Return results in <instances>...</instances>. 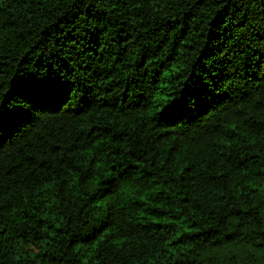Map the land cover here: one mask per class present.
<instances>
[{"label": "trees", "instance_id": "1", "mask_svg": "<svg viewBox=\"0 0 264 264\" xmlns=\"http://www.w3.org/2000/svg\"><path fill=\"white\" fill-rule=\"evenodd\" d=\"M0 264H264V0H0Z\"/></svg>", "mask_w": 264, "mask_h": 264}, {"label": "clouds", "instance_id": "2", "mask_svg": "<svg viewBox=\"0 0 264 264\" xmlns=\"http://www.w3.org/2000/svg\"><path fill=\"white\" fill-rule=\"evenodd\" d=\"M59 103H60V102H57V103L52 104V107L54 108V107L57 106ZM20 104H22L23 106H25L26 108H28V111H30V110H32V111H34V112L37 111L36 105H35L34 101L32 100V97L22 100V101L20 102ZM57 111L59 112L60 110H57ZM52 112L55 113L56 110H53ZM60 112H61V111H60ZM28 115H29V112H28ZM22 120H23V119H22Z\"/></svg>", "mask_w": 264, "mask_h": 264}]
</instances>
